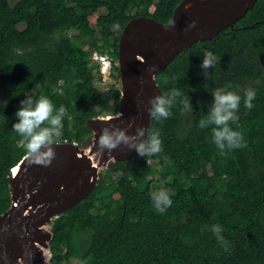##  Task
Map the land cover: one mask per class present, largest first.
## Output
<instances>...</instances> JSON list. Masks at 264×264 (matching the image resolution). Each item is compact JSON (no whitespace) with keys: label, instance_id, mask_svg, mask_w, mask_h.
Returning <instances> with one entry per match:
<instances>
[{"label":"trees","instance_id":"obj_1","mask_svg":"<svg viewBox=\"0 0 264 264\" xmlns=\"http://www.w3.org/2000/svg\"><path fill=\"white\" fill-rule=\"evenodd\" d=\"M180 1L0 0V101H7L0 107V213L10 204V169L24 156L12 130L20 101L43 95L63 105L60 141L91 143L86 120L116 113L121 90L117 64L106 90L94 85L99 75L91 54L116 56L129 19L143 15L166 23ZM206 50L216 56L208 76L200 67ZM156 80L161 94L181 93L171 115L148 127L160 132L161 151L111 162L86 198L51 220L50 263L264 264V0L214 37L180 51ZM220 87L242 97L230 126L244 143L224 155L210 130L198 127ZM247 89L255 91L251 109L243 104ZM185 95L189 113L180 111ZM155 175L156 190L171 193L163 213L150 201ZM213 224L222 226L227 250L212 234Z\"/></svg>","mask_w":264,"mask_h":264},{"label":"water","instance_id":"obj_2","mask_svg":"<svg viewBox=\"0 0 264 264\" xmlns=\"http://www.w3.org/2000/svg\"><path fill=\"white\" fill-rule=\"evenodd\" d=\"M189 1L195 3L186 7ZM255 1L181 0L166 23L143 15L129 19L119 36L115 58L121 88L118 110L86 120L92 132L88 152H82L74 141H60L52 145L56 155L49 165L29 163L24 155L10 169V204L0 213V264H51L44 249L49 248L52 232L45 226L91 193L100 168L136 154L124 144L101 148L102 130L120 128L134 135L137 128L147 129L152 121L146 111L148 99L161 95L158 71L194 42L231 26ZM191 21L195 26L188 28Z\"/></svg>","mask_w":264,"mask_h":264},{"label":"clouds","instance_id":"obj_3","mask_svg":"<svg viewBox=\"0 0 264 264\" xmlns=\"http://www.w3.org/2000/svg\"><path fill=\"white\" fill-rule=\"evenodd\" d=\"M194 26L195 21L188 24V28ZM113 28L118 31L119 24H113ZM215 63L216 56L213 52L204 51L200 67L204 70L205 76L209 75L207 69L212 68ZM211 95V106L206 115L198 120V127L210 130L211 142L219 154L224 155L232 149L242 147L244 143L242 133L230 126V122L234 124L238 120L237 110L242 97L239 93L224 87L216 88ZM180 96V91L174 88L165 94L150 97L148 99L149 107L146 111L152 120L167 119ZM254 98V90H245L243 95L244 107L251 109ZM6 103L7 101H0V107ZM179 103L182 105L180 108L182 113L192 111L189 98L186 95L179 100ZM65 115V107L63 105L55 106L47 96L39 95L34 99L28 95L20 101V107L14 113L15 122L12 125V130L18 137L17 145L23 149L29 163H37L42 166L50 164L56 155L52 145L58 144L63 135ZM120 144L134 148L136 154L142 157H150L160 152L162 148L160 132L155 128H137L134 135L126 134L125 130L120 128L111 130L104 128L98 137V145L103 149L110 150ZM150 201L156 212L163 213L172 203L171 193L166 188H160L151 193ZM211 232L227 250L228 242L221 234L222 226L213 224Z\"/></svg>","mask_w":264,"mask_h":264},{"label":"rangeland","instance_id":"obj_4","mask_svg":"<svg viewBox=\"0 0 264 264\" xmlns=\"http://www.w3.org/2000/svg\"><path fill=\"white\" fill-rule=\"evenodd\" d=\"M16 1L17 0H9V3H10V5H14L15 3H16ZM153 1H156V0H153ZM18 27L19 28H23L24 27V23H20L19 25H18ZM94 28H95V31H96V36H100V31H99V29L98 28H96L95 26H93ZM75 31H70L69 32V34H72V33H74ZM111 56L113 57V58H116V56L114 55V54H111ZM114 82V78H112L111 80H110V82L109 83H107V84H105V85H102V83H100L98 80H97V78H94V80H93V83H94V85L97 87V88H99V89H102V90H106L112 83ZM119 85H120V83H119ZM110 114H112V113H104V114H101V115H110ZM92 139V138H91ZM90 144H92V143H89V142H87L85 145H84V147H80L81 148V150H82V152H88V149L90 148ZM110 163L111 162H109L108 164H107V166L106 167H103V168H100L99 169V171H98V174H97V177H98V179H101V178H103V176H102V173H103V171L104 170H106L107 168H109V166H110ZM151 163L154 165V167L155 168H158L159 167V165H158V163H157V161L156 160H151ZM158 179V176L157 175H155V176H153V178H152V184H151V193L152 192H154L156 189H157V187L159 186L158 184V182L157 181H155V180H157ZM46 227V229H48V230H51V228H50V225H46L45 226ZM44 256H45V258H46V260H49V258H50V250H49V248H46V249H44Z\"/></svg>","mask_w":264,"mask_h":264},{"label":"built area","instance_id":"obj_5","mask_svg":"<svg viewBox=\"0 0 264 264\" xmlns=\"http://www.w3.org/2000/svg\"><path fill=\"white\" fill-rule=\"evenodd\" d=\"M91 63H95V73L97 72L99 77L97 80L105 85L112 79L113 65H115V58L108 52L94 51L90 57Z\"/></svg>","mask_w":264,"mask_h":264},{"label":"bare ground","instance_id":"obj_6","mask_svg":"<svg viewBox=\"0 0 264 264\" xmlns=\"http://www.w3.org/2000/svg\"><path fill=\"white\" fill-rule=\"evenodd\" d=\"M194 3H195V2H193V1H189V2L187 3L186 7H190V6L193 5ZM130 149H131V148L128 147L127 151H129ZM17 169H18V166H16V167L14 168V170H13V174H14V175H15Z\"/></svg>","mask_w":264,"mask_h":264}]
</instances>
